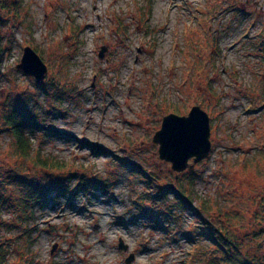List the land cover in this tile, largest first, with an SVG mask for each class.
Segmentation results:
<instances>
[{"label": "rangeland", "instance_id": "rangeland-1", "mask_svg": "<svg viewBox=\"0 0 264 264\" xmlns=\"http://www.w3.org/2000/svg\"><path fill=\"white\" fill-rule=\"evenodd\" d=\"M0 35V264H217L214 219L264 264V0H0ZM194 105L212 148L176 170L153 135Z\"/></svg>", "mask_w": 264, "mask_h": 264}, {"label": "water", "instance_id": "water-1", "mask_svg": "<svg viewBox=\"0 0 264 264\" xmlns=\"http://www.w3.org/2000/svg\"><path fill=\"white\" fill-rule=\"evenodd\" d=\"M106 46L102 45L99 56L103 57ZM17 67L41 81L47 74V65L36 50L25 45ZM210 118L200 106L194 105L188 114L169 113L163 116L161 127L153 135V142L159 143V156L172 163L173 169L192 168L195 162L209 155L211 150ZM192 158V162L189 159ZM119 247L127 249L120 238ZM55 249V246H54ZM53 249V250H54ZM134 258L131 253L127 262Z\"/></svg>", "mask_w": 264, "mask_h": 264}, {"label": "trees", "instance_id": "trees-1", "mask_svg": "<svg viewBox=\"0 0 264 264\" xmlns=\"http://www.w3.org/2000/svg\"><path fill=\"white\" fill-rule=\"evenodd\" d=\"M18 4L22 3L23 0H16ZM0 42H1V35H0ZM264 51V50H263ZM2 56H3V48L0 45V63L2 61ZM25 114L26 112L24 111H20V109H13L10 111L9 115H7L6 117V126H5V130L4 131H10L14 141L13 143L17 144V147H20V151H22V154L25 156L27 155V151L23 149L24 147V143H21V139L25 138L24 134H27V132H29L28 130H31V133L33 134L35 131H39L42 129V127H40L39 125H37L35 119H33L32 121H27L25 120ZM37 163L42 165V166H47L48 162H46L44 160V158L38 159ZM59 165V164H55ZM73 177H70V179H68L65 183V185H63V187H65V190H63L64 194L68 192L69 189V185L68 183L71 181ZM50 189H52V186H49ZM54 189V188H53ZM52 189V190H53ZM44 190H48L49 193V189H44ZM165 190L168 191V188H166ZM51 191V190H50ZM54 191H56V189H54ZM157 193H161L157 190ZM61 194V193H60ZM165 194V192L163 193ZM53 194L51 193V195L49 196L50 199H53V197H51ZM62 195V194H61ZM61 195H57L56 194V198H59ZM176 195V194H175ZM43 198V202H46L48 199V196H45L44 194H42V196H38L37 198L40 200V198ZM176 199H178V202L181 203L184 207L187 203V201L185 200V198L181 197L179 194H177ZM35 198V206H37L38 203H40V201ZM42 202V203H43ZM37 203V204H36ZM40 203V204H42ZM26 209L30 208L31 209V205L28 203H24ZM24 220V219H22ZM209 224L206 225L204 224V229L207 230V234L205 239L207 240H211L213 241L215 244V246H211V252L213 254L215 253H219V257L216 258V263L217 264H251L249 262V260L247 258L248 255L243 253L240 249V247H238V244L236 242V240H234L233 238L230 237V235L228 234L227 229H221V225H219V223H217V219H214V223H212V221H208ZM21 224H24V221L18 222ZM218 224V225H216ZM11 228V226H10ZM27 229V228H24ZM34 231L38 229V224L35 223V226L33 227ZM203 235H205V233H202ZM31 237V236H30ZM26 242H31L32 243L33 240L31 239L30 241ZM241 245V243H240ZM2 252L5 255V250L2 246H0ZM15 248V247H14ZM246 256V257H245ZM258 260V259H257ZM256 260V261H257ZM260 261V260H259ZM261 262V261H260Z\"/></svg>", "mask_w": 264, "mask_h": 264}, {"label": "bare ground", "instance_id": "bare-ground-1", "mask_svg": "<svg viewBox=\"0 0 264 264\" xmlns=\"http://www.w3.org/2000/svg\"><path fill=\"white\" fill-rule=\"evenodd\" d=\"M257 44H259V43H257Z\"/></svg>", "mask_w": 264, "mask_h": 264}]
</instances>
